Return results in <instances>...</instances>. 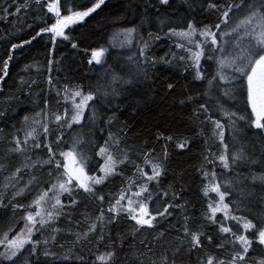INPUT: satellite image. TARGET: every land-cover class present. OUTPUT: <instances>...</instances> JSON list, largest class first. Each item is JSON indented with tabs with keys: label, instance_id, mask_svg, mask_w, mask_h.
Wrapping results in <instances>:
<instances>
[{
	"label": "snow or ice",
	"instance_id": "snow-or-ice-1",
	"mask_svg": "<svg viewBox=\"0 0 264 264\" xmlns=\"http://www.w3.org/2000/svg\"><path fill=\"white\" fill-rule=\"evenodd\" d=\"M182 2L189 8L194 6V0ZM31 3L47 9V13L52 14L49 17L52 22H46V26L41 27L34 36L10 44L6 57L0 61V81H4L9 74L14 52L22 50L41 34H45L53 45L50 56L55 46L62 41L71 42V47L77 49L78 43L66 30L90 18L106 0H90V6L78 5L76 0H67L66 6L63 0H14L15 13L7 8L0 9V12L5 14L4 18L18 15L21 11L29 9ZM149 6L155 8L154 14L148 11ZM199 7L216 13L217 22L198 26L193 19L181 18L183 26L178 25L173 20V17L179 16L177 8L173 6V0H156L155 5L148 0L145 6L137 5L133 0L125 6L123 16L110 21L112 25L128 26L117 28L109 37L107 45L86 48L84 54L88 55L89 65H100L103 68L108 63L105 59L108 46L116 47L118 37H123L119 45L121 48L135 44L136 50L131 51L129 48L131 55L123 58L119 54L115 56L113 64L104 68L103 76L95 84L88 85L87 92L84 91L83 85H64L63 98L66 107L63 113L49 111V103L45 100L44 108L36 112L31 119L27 115L22 118L21 123L25 127L16 129L12 134L8 152L23 156L25 162L15 167L9 176L5 177V183L0 185L11 193L8 196L0 193V208L6 210L11 207L13 213L24 214L0 237V247L3 248L0 250V264H41V258L43 264H54L57 260L63 264L70 259H74L78 264H116L117 251L124 249L129 235L132 240L129 245L131 247L145 227L154 228L159 220L172 215L173 208L184 207L183 204L174 203L178 198L175 192L169 203H161L160 197L151 191V182H156L158 186L164 171L167 149L163 158L153 157L151 150L143 152V163H136L130 158V149L120 147L122 138L119 134L108 131L104 144L95 152L103 162L96 171H92L95 165L88 153L95 148L96 141L90 138L91 129L84 131L83 123L86 118L93 127L100 121L111 128L117 119L116 111L122 107L119 103L113 104V100L120 98L127 104L128 97L139 95L135 89L141 82L151 79V69L156 64H170L177 60L187 66L185 70L189 67L194 69V80L202 83L207 81L203 95L214 99L215 104L210 105L206 100L193 110V115L197 118L202 115L204 121L212 125L210 138L214 143L218 140L222 146L219 154L210 150L202 154L204 163L198 170L204 178L201 193L207 200L202 218L209 224L216 225L221 237L217 243L212 235H207L206 241L208 244H215V251L224 252L225 255L217 256L215 252H210L198 257L197 264H249V252L254 243L257 247H264V135L260 138L262 147L259 152L256 151L255 143L249 148L247 142L240 141L238 136V122L246 123L264 133V0H201ZM161 8L165 9L163 13L160 12ZM155 25H159L161 32L167 27V33L164 34L169 38H179L180 42L175 44V48L180 49L183 55L177 57L176 53H172L171 56L165 54L159 58L148 55L151 43L159 40L160 36H154L149 31L148 38L144 39L141 33L145 28ZM202 58L214 64V71L210 75L201 66ZM53 63V59L49 58V72ZM33 66L25 65V69ZM21 81L23 82V77ZM48 84L54 87L51 75L48 77ZM174 88V83L166 84V90L171 91ZM57 95H60L59 91ZM240 96L245 99L246 112L250 109V113L238 115L236 111H229L225 107L228 101L235 104ZM193 99L192 96H186L179 102L184 104ZM68 104L70 107H67ZM133 111H136L135 107ZM105 113L109 114L107 119L103 118ZM6 116V112H0V119ZM221 118H227V123H222ZM53 123L59 126L61 132L55 142L49 140L52 131L50 125ZM74 126H79L81 130L73 135L71 143L67 144L64 150L57 151L53 143L60 144L63 131L71 130ZM2 131L3 129H0V132ZM100 131L104 132L105 129L102 127ZM226 135L233 138L234 143L231 146L226 143ZM157 138H163V134L158 133ZM165 139L170 142L173 137L170 135ZM188 145L187 138H180L176 143L178 149H185ZM41 148L47 149L46 158L32 159L31 156H25V153ZM217 161L224 170L243 165L249 168V172L237 173L235 178H225L223 172L217 171ZM126 163L133 165V171L131 176L125 178L126 182L119 193L110 197L107 209L101 207L94 219L85 217V228L75 233L74 245L95 236V251L90 249V256L73 255L72 249L63 255L53 251L57 233L61 231L53 225L65 216L69 217L71 222L70 213L66 208L78 203L72 197L73 192L82 189L85 194L94 197L103 205L104 196L96 195V186L104 184L114 175L123 176L119 169ZM209 165L212 166L211 170ZM45 167L48 168L47 180L41 183L38 176L31 175L22 187H18L23 172L32 173L36 168ZM7 168L6 163H0V171ZM146 168H150V173ZM257 168L259 170L255 171ZM249 178L261 185L262 192L258 203L254 190L246 191ZM34 186L39 188L29 203L13 202L25 193H31ZM237 193L239 195L233 200L232 196ZM63 194L72 197L67 205L61 199ZM167 196L168 193L165 192L164 198ZM150 203L155 204L154 209L150 208ZM254 208L258 209L255 213L252 211ZM218 213H222V216H218ZM121 216L134 224L130 232H118L117 238L113 240L110 225ZM189 219L190 217L185 216L184 225L178 230L182 235L177 237L180 243L172 250V260L169 261L166 252L160 257L159 264H177V257L185 244L188 254L203 249L206 233L199 228L190 229ZM232 221L236 222L235 225L229 226ZM21 223L23 226H20ZM17 227L19 231L9 238ZM45 232L49 235L45 236ZM34 234H39L42 239H36ZM162 237L163 232L156 238ZM106 238L108 245H104ZM141 243L143 244V241ZM59 247L63 249L64 245ZM148 250L151 251L150 248ZM140 264H143V261H140ZM152 264L158 262L154 260ZM252 264H264V258L258 261L253 259Z\"/></svg>",
	"mask_w": 264,
	"mask_h": 264
},
{
	"label": "trees",
	"instance_id": "trees-1",
	"mask_svg": "<svg viewBox=\"0 0 264 264\" xmlns=\"http://www.w3.org/2000/svg\"><path fill=\"white\" fill-rule=\"evenodd\" d=\"M47 2V0H45ZM65 6L67 0H63ZM133 0H106V3L101 6L90 18L85 21L79 22L71 26L70 30H66L79 45L77 49L71 47V42L62 41L55 46L45 34H41L31 44L25 46L22 50L14 52V59L10 63L9 74L4 81H0V112H6V118L0 119V163L8 165L7 170L0 171V185L5 183V177L9 176L10 172L15 167L20 166L25 162L24 157L20 155L10 154L8 152L9 141L12 134L16 129L25 127L21 121L27 115L31 119L33 115L44 108V101L49 103V111L63 113L66 104L63 98V87L68 85H83L84 91H88V85L95 84L98 79L103 76L104 68L109 64H113V58L118 54L121 58L131 55V51L136 50V45H125L121 48L120 40L123 37L116 39V47L108 46V52L105 54L107 64L102 68L100 65H89L87 63L88 55L84 54V50L90 47H99L107 45L109 37L113 32L120 27H127L126 24L112 25V21L116 17L123 16L124 8L127 4L132 3ZM78 5L90 6V0H76ZM135 3L140 6L148 4V0H135ZM156 0H151V4L155 5ZM201 0H194V6L189 8L182 0H173V6L177 8L179 16L173 17L174 23L183 26V20L193 19L197 22L198 26L203 24L217 22V14L210 11H205L200 8ZM7 8L12 13H15L14 0H0V9ZM151 14L155 13V8L148 7ZM165 9L161 8L160 12L163 13ZM171 11V9H168ZM52 14L47 13V9L42 6L38 7L35 3L26 11H21L18 15H10L4 18L5 14L0 12V61L7 55V49L11 43H19L20 39H28L34 36L35 32L39 31L41 27L51 23L49 19ZM31 26V27H29ZM151 31L153 35H159V40H154L148 55L154 57H162L165 54L171 56L176 53L177 57L184 53L175 48V44L180 42L179 38H169L164 33H167V27L163 31H159V25L151 28H145L141 33L144 39L148 38V32ZM131 48V51H129ZM52 58L54 63L51 72H49L48 60ZM56 61H59L58 63ZM25 65H34L25 69ZM201 66L207 74L214 71V64L206 58H202ZM186 65L176 62L165 64L158 63L151 69V79L141 84L135 89L139 95L130 96L127 98V104L124 100L116 98L113 104H121L122 107L116 111L117 119L108 128L106 125L97 121L95 127L91 125L85 118L84 131L92 130L91 139L96 141V146L88 154L92 157V162L95 167L92 171L99 168L102 159L95 155L100 145L108 135V131L118 133L122 138L121 148H128L131 151V160L136 163H143L141 153L151 150L153 157H164L165 149H167V159L164 162V171L159 179L157 186L156 182H151V191L160 197L161 203H169L172 200V194H178V198L174 201L175 204H183L184 207L172 209V215L159 220L154 228H147L139 233L136 237L134 246H129L132 243L131 235L123 250L117 251L116 264H152V261H157L159 264L160 257L167 252L169 261L172 260V250L179 245L178 236L182 235L179 229L184 225V217H190L188 220V227L192 230L199 228L206 233L205 244L200 251H194L188 254L185 249L187 244L181 249V254L177 257V264H197V258L206 255L210 252H215L217 256L225 255L224 252L215 251V244H208L206 241L207 235H212L213 239L218 243L221 239L217 232V226L211 225L202 218V213L206 207L207 200L201 193V188L204 183V178L198 170L204 163L202 154L207 151H212L217 154L222 150V146L217 140L215 143L211 137V127L209 122L204 121L201 115L198 118L193 115V110L198 107L200 103L206 100L209 104H215L214 99L204 96L207 81L203 83L194 80V69L187 68ZM118 68V66H117ZM51 75L54 87L48 84V77ZM23 77V82L21 81ZM167 83H174L175 88L171 91L166 90ZM60 95H57V92ZM29 92L31 94H29ZM197 93H200L198 96ZM214 95V94H213ZM186 96H192V101H187L181 104L179 101L185 99ZM139 101V103H137ZM70 107V104L67 105ZM133 107L136 111H133ZM225 107L229 111H236L237 114H248L250 109L245 110V99L240 96L237 97L235 104L228 101ZM90 115V111L88 113ZM109 114H104V119H107ZM220 118V117H218ZM222 123H227V118H221ZM52 131L49 134V140L55 142L57 135H60L59 126L56 124L50 125ZM105 131L101 132L100 128ZM79 126H74L71 130L65 129L63 131L62 141L60 144L53 143V147L57 150H64L67 144L71 143L73 135L80 131ZM162 133L163 138H157V134ZM172 136V141H167L165 138ZM264 135L259 130L249 127L246 123L238 122V136L240 141L247 142L249 148L253 143L256 144V151L261 150L260 138ZM180 138H187L189 145L185 149H178L176 147L177 140ZM207 141V144H206ZM226 143L230 146L234 143L231 135H226ZM25 156H31L32 159L37 157L46 158L47 149L41 148L40 150L25 153ZM211 170V165L208 166ZM258 171L259 169H254ZM120 172L123 176L117 174L107 180L104 184L98 185L95 188L96 195H103V205L94 197L85 194L83 190L73 192L74 197L78 203L75 206H69L66 211L70 213L71 222L69 217H61L54 227L60 228L61 231L57 233L53 251L66 253L72 249L73 255H86L90 256V249L95 251L96 240L95 236L87 241H82L74 245L76 239L75 233L82 231L85 224V217L94 219L96 214L100 211L101 207L107 209L110 202V197L119 193L122 185L125 184V178L131 176L133 171L132 164H124L120 166ZM150 173V168H146ZM217 171L223 172L225 178H235L237 173L247 174L249 168L240 165L232 170H224L219 166L217 161ZM48 168H36L32 173L27 171L23 172L18 187H22L31 175L39 177L40 182L48 179ZM241 187H245L241 185ZM39 186H34L31 193H25L23 196L18 197L14 203H29ZM254 190L255 197L261 195L262 189L258 181H252L250 178L247 181V190ZM167 192V198H164V193ZM0 193L8 196L11 193L5 191L0 187ZM214 195V194H213ZM239 194L232 196L236 199ZM68 194H63L61 199L67 205L72 198ZM243 199V197H241ZM7 203V201H5ZM150 208H155V204L150 203ZM255 213L258 209H252ZM23 212L13 213L11 207L8 209L0 208V237L3 232L7 231L19 221L23 216ZM243 214V213H240ZM222 216V213H218ZM251 218V216L249 217ZM232 221L229 226L235 225ZM134 222L129 223L123 216L118 221L110 225V234L115 240L117 234L130 232ZM175 226L174 228L171 226ZM22 226V224H20ZM19 228L10 234H15ZM163 232L162 238H156L159 233ZM45 236L49 235L48 232L44 233ZM36 239H42L39 234H34ZM143 241V244L141 243ZM107 238L104 245H108ZM64 245L61 249L59 246ZM147 245V247H145ZM103 247V246H102ZM151 249L149 251L148 249ZM3 248L0 247V250ZM264 258V247H257L254 243L249 252V264L252 260H260ZM43 264V258H41ZM54 264H62L60 260ZM63 264H78L74 259L64 261Z\"/></svg>",
	"mask_w": 264,
	"mask_h": 264
},
{
	"label": "rangeland",
	"instance_id": "rangeland-1",
	"mask_svg": "<svg viewBox=\"0 0 264 264\" xmlns=\"http://www.w3.org/2000/svg\"><path fill=\"white\" fill-rule=\"evenodd\" d=\"M22 224V223H21ZM23 226V225H22ZM12 235H15V234H12ZM9 238H11V235H9ZM3 250V249H2Z\"/></svg>",
	"mask_w": 264,
	"mask_h": 264
}]
</instances>
